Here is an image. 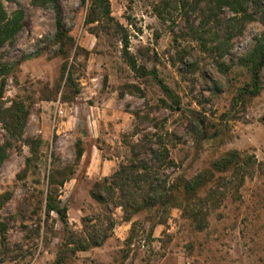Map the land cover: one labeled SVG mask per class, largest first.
<instances>
[{"label": "rangeland", "instance_id": "374dc122", "mask_svg": "<svg viewBox=\"0 0 264 264\" xmlns=\"http://www.w3.org/2000/svg\"><path fill=\"white\" fill-rule=\"evenodd\" d=\"M166 2L111 0L112 19L88 24V0H59L73 39L62 49L51 7L3 0L9 14L25 9L16 45L4 49L11 66L4 101L23 103L29 117L0 169V196L9 195L0 207L8 228L6 239L0 232V264H54L70 233L83 231L102 244L76 254L71 246L65 264H264V92L235 101L251 83L242 63L264 31V0L247 16L194 0ZM126 35L129 56L145 74L130 66ZM153 70L180 108L148 74ZM199 120L211 138L200 141ZM6 138L0 121V145ZM234 151L249 166L215 173L213 163ZM132 162L167 189L178 177L214 176L190 200L174 189L166 206L128 222L114 203H127L143 181L124 179L125 200L117 190L113 199L103 194L107 204L91 191ZM57 170L70 176L57 197L68 209V228L45 212Z\"/></svg>", "mask_w": 264, "mask_h": 264}, {"label": "trees", "instance_id": "16d2710c", "mask_svg": "<svg viewBox=\"0 0 264 264\" xmlns=\"http://www.w3.org/2000/svg\"><path fill=\"white\" fill-rule=\"evenodd\" d=\"M33 5L39 7H51L55 13V40L61 44L62 49L65 47L67 42H72L73 39L65 30V24L63 22L59 0H30ZM90 2V13L88 18V24H92L97 20H111V0H88ZM169 2L173 0H167ZM83 3L87 0H82ZM168 2V3H169ZM187 2V0H184ZM197 6L205 4L211 6V9H224L228 8L236 14L247 16L249 14V9L251 5H254L256 10L258 8V3L256 0H194ZM167 3V2H166ZM167 3V4H168ZM170 4V3H169ZM253 16V13L251 14ZM251 16V17H252ZM24 17L25 9L22 6L12 13L9 14L5 8L3 0H0V121L3 123L5 131L7 133V138L4 144L0 145V169L3 163L10 156V148L14 143L23 139L24 129L27 125V120L29 117V112L26 106L21 102H14L10 107H6L4 101V95L7 87V80L11 74V66L5 61V52L6 47H14L18 40V35L24 28ZM124 52L125 55L129 58L130 66L135 71H141L144 74L147 72L144 68L140 69L137 65L136 60L129 56V40L126 35L124 40ZM244 66L248 69L251 76V83L239 90L238 95L235 98V101H244L247 98H254L259 96L264 92V84L262 81V73L264 70V31L258 40L255 47L247 54L243 60ZM68 68V63L65 62L62 67V77L65 76V73ZM161 86L163 91L173 98L174 102L180 108V101L178 97L173 93V91L166 85L164 82L159 79L157 72L155 70L148 72ZM69 80L72 78L70 75ZM140 92V91H139ZM190 114L194 115L192 111ZM200 127V141L211 138V132L208 130V127L205 125L204 120H199ZM166 157L169 158V152L165 149ZM83 156V151L81 149L77 152V159L80 160ZM169 164L172 162L169 160ZM238 166H249L248 162H241V156L238 152H230L224 155L222 158L213 163L212 169L215 173H226L229 174L231 171L236 170ZM143 173L141 169L134 167L133 162L128 165H121L119 170H117L111 177L104 178L100 182H96L91 191V196L94 200L107 204L108 198L113 199L117 190H120L123 194V200H125V186L120 187L119 183L124 179H134L135 181H143L145 186L140 189V192H143V195H139L138 192L133 193L130 199L125 203L121 201L120 203H114L116 207H121L124 212V220L130 222L132 216L136 213L141 212L145 209H154L158 207H164L167 205L170 200L171 195L169 192H172L174 189L182 191L183 194L190 200L192 197L197 196V194L202 191L203 188L207 186L209 182L208 177L214 176L212 170L199 174L191 179H185L183 177L177 178L176 187H169L167 189V184L157 181L151 176V169L143 168ZM246 172V171H245ZM73 172L70 173V175ZM57 176L62 177L61 181H57ZM70 176L66 170H57L50 175L49 188L46 194L45 201V212L47 216H50L51 213H55L60 217L62 224L68 228V209L62 207L57 201L58 197V187L63 186ZM113 180V181H112ZM130 182V181H129ZM127 184V183H126ZM106 194L108 198L103 197ZM8 193L0 196V205L3 206L8 200ZM106 198V199H105ZM114 221L112 220V226ZM8 228L7 224L0 222V232L3 239H6ZM104 237V239H106ZM103 240L97 237L88 236L87 231L81 233H70L69 239L65 241L63 247L60 249L59 254L54 262V264H65L66 263V252L67 249L72 246L71 253L76 254L79 251H87L92 246H98L102 244Z\"/></svg>", "mask_w": 264, "mask_h": 264}]
</instances>
